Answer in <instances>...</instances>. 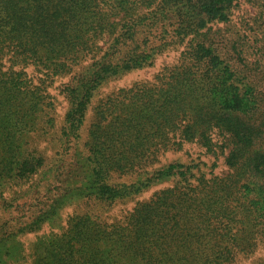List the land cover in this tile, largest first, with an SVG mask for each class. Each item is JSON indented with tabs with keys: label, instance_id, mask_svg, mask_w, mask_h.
Returning <instances> with one entry per match:
<instances>
[{
	"label": "trees",
	"instance_id": "16d2710c",
	"mask_svg": "<svg viewBox=\"0 0 264 264\" xmlns=\"http://www.w3.org/2000/svg\"><path fill=\"white\" fill-rule=\"evenodd\" d=\"M244 1L255 16L232 31ZM244 1L0 0V264H242L264 247V102L250 76L264 0ZM180 46L154 81L104 93ZM185 143L215 159L228 146L230 171L164 161ZM129 200L120 219L94 211Z\"/></svg>",
	"mask_w": 264,
	"mask_h": 264
},
{
	"label": "rangeland",
	"instance_id": "374dc122",
	"mask_svg": "<svg viewBox=\"0 0 264 264\" xmlns=\"http://www.w3.org/2000/svg\"><path fill=\"white\" fill-rule=\"evenodd\" d=\"M244 2L245 3H243L240 7H237L233 13V16H232L233 25H231V28L234 26V29H232V31L238 30V29L242 31V29L238 27L240 26L245 27L243 23H245L246 21H250L252 23V20L255 16L256 9L254 7H250L246 1ZM251 41H254V36H251ZM183 48H184L183 46H180L176 49H170L168 51H165L159 54L158 56H156L152 66L145 67L138 71L130 72L117 80L111 81L105 87L104 93H110L112 92V90L131 86L133 83H136V82L154 81L155 77L158 74H160V72H162L163 68L168 67V66L171 67L178 62L180 52L183 50ZM233 56L236 57L234 53H233ZM262 58L264 59V57ZM252 60L253 58H249V61H252ZM250 67H251V70H253V71H250L251 79H253L257 83L260 92L263 94L262 101L264 102V60L261 63L255 64ZM238 68L243 71V68L240 67L239 65H238ZM214 137H217L218 139L220 138L222 143L223 142L225 143L227 141L226 137H218L216 135H214ZM216 151L218 152V157L215 159L212 153H206L205 149L200 147L198 144L185 143L182 151L167 153L164 157V161H166L167 159H170V160L178 159L182 163H187L193 160L195 162L201 161L203 163H206L208 166H211L213 162H216L217 167L214 168L215 173L219 175H225L230 171L228 166L225 164V158L229 152V147L228 146L224 147V149L221 152L219 148H216ZM205 170H209V169L205 168ZM113 178H118V177L114 176ZM121 179L125 181H132L133 177L131 178L123 177ZM166 185L167 184L156 186L151 191H149L147 194L154 192L155 189L157 190L159 188H163ZM147 194L142 195L141 197L138 198V200L146 197ZM136 201L137 200H133V201L129 200L126 202H116L110 206H105V205L103 207L99 206L100 208L95 207L94 211L97 212L98 214H102V216L105 217V219L108 221H109V218H111L110 221L114 219H120L126 212L131 210V208L134 206V203ZM22 203L23 201L20 202V204ZM72 208H73L72 206L70 208H67L65 210V213H71ZM79 209H81V206H79ZM18 213H20L19 207H15L12 210V215H16ZM46 229H44L42 232L39 231L38 233L28 235V237L23 238V241L25 242V246H27L29 242L34 241L36 236L41 235L42 233H46ZM52 229L53 228L50 227V231ZM263 254H264V247H261L255 253L254 256L248 257L247 259L243 261L242 264L257 263V260L262 259Z\"/></svg>",
	"mask_w": 264,
	"mask_h": 264
}]
</instances>
